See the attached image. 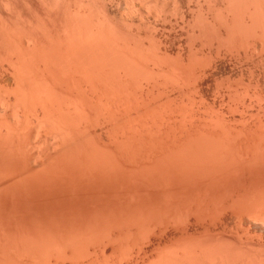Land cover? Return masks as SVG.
<instances>
[{"label":"bare ground","instance_id":"1","mask_svg":"<svg viewBox=\"0 0 264 264\" xmlns=\"http://www.w3.org/2000/svg\"><path fill=\"white\" fill-rule=\"evenodd\" d=\"M13 1H4L7 5L4 6L5 3L2 2L3 7H0V201H10L9 207L14 209L10 211L9 216L0 212V264H28L36 261L41 264L38 260L41 252L52 255L50 258H53L54 264H65L68 260H71L70 264H79L77 258L75 259L78 255L75 249L81 248L88 250L87 264H101V255L105 252L101 250L100 254L98 249L108 246H112L110 250L113 248L115 253L118 250L123 253H120L123 260L117 257L119 261L115 259L117 261L113 264L137 263L142 260V253L155 247L159 248V251L164 249L174 252L169 254L171 258L166 260L162 253L159 260L164 258L165 262L160 264H198L207 258L210 253L204 254L207 249L219 250V253L225 251L220 250V245L221 249L228 246L226 243L223 246L221 241L219 244V237L217 241V238L213 239L212 234L216 235L215 232L223 234L227 230L237 229L246 235L254 224L260 225L264 230V185L260 184H264V177L260 176L264 172L261 169V162H264V146H260L264 145V129L260 130V126H257L259 128H254V133L250 132L248 127V131L244 127L233 128L234 126L229 124L230 120L227 121L226 113L221 110L223 108L217 109L220 110L218 112H214V108L212 113L207 112L200 109L198 99H195L199 96L194 98L198 93L196 86L210 77L214 78V75L219 73V64L229 55L222 52L224 48L221 46L230 43L232 39L237 50L245 45L253 46L250 41L254 43L259 39L258 41L264 42V22L259 21L264 9L260 7L259 12V1L216 0L218 7L215 2L214 5L218 13L214 12L213 15L209 9L214 7L211 4L214 0H209L211 3L207 0L209 6L212 5V8H206L209 10L206 11L207 14H211V21H207L209 17L203 10L206 6L200 0L199 3L204 7L194 0V6L202 8L201 15L203 11L206 14V25L201 31L204 36L202 38V33L197 30L196 32L201 34L197 37H207L206 42L211 41L212 44L219 45L216 54L209 56L204 66H198L199 60L196 59L195 64L180 65L182 60H172L171 56H168L170 52L164 56L161 49H158L159 53L154 51L158 42L153 50L149 45L146 47L144 42L142 44V40H137L136 35L132 38L130 31H127L129 29H124L131 26L128 25L129 22L119 20L122 22L121 26L128 25L120 28L119 24H116L120 22L113 19L115 15L112 13L116 11L113 12L112 9L116 4L113 7L110 1L117 3V0H106L113 8L107 7L108 4H104L103 0V7L99 6L102 4H99L101 0H37L38 4L35 2L37 6L33 8L35 6L29 0L32 2L31 8L26 0L28 8H31L26 11L31 10L30 16H26L29 17L26 21L25 18H19L22 21L17 19V12L20 13V10L14 11L8 7V4H15ZM123 1L125 7L122 8H126L127 12L132 11L129 14L133 13L138 5L137 0ZM166 1L139 0L141 4L136 11L140 10V14L132 15H141L140 18H144L147 15L144 11L150 8L148 11L153 10L152 15H156L150 17L159 16L161 19H158L164 21L163 17H167V13L163 15L166 12ZM176 1L178 4H175V1L173 3L178 9L174 8L176 17L173 18L181 20L177 12H181L179 5L183 4L184 0H179L180 3ZM206 2L204 3L207 5ZM144 7L148 8L144 10ZM183 13L185 12L182 9L183 17L190 18L191 15ZM212 15H216L214 19ZM116 16H119L118 13ZM133 18L131 16L129 19H138L136 16ZM194 18V22H191H200L196 19L198 17ZM158 19L155 21L160 22ZM147 22H151L150 18ZM151 23L149 24L152 25ZM142 24L139 25L140 29ZM146 24L144 25L147 26ZM187 25L190 27V22ZM194 26H197V23ZM198 26L195 28L201 27ZM153 27L157 33V28ZM237 27L241 36H237L238 33L235 37L233 34H236ZM132 28L131 26L130 29ZM182 28L181 26L180 30ZM191 30L195 32L192 28L189 32ZM167 33L169 34V31ZM196 35L197 33L193 37L197 38ZM140 39H143L142 36ZM149 44L153 45L151 42ZM184 45L186 46V43ZM178 47L181 48L180 45ZM166 57H169L170 62ZM171 60L177 61L178 65L176 62L171 63ZM185 60L186 58L183 62ZM190 60H194V57ZM193 86L196 90L193 89L191 93H197L192 95L186 91L188 94L180 95L185 89L190 91ZM176 93H179L178 97ZM237 93L234 95L238 96ZM174 96L177 98L174 99ZM243 114L240 116L242 119L245 116ZM235 124L237 125V122ZM262 125L264 128V124ZM250 126L252 128V124ZM255 163L259 165L255 166ZM253 166L258 169L261 167V170ZM243 169L249 170L252 175L253 172L256 173L250 175L252 182L255 181L256 175L257 178L259 176L258 179L262 178V181H256L255 187L248 186L245 191L240 189L241 193L233 192L235 195H232L229 192L232 196L227 197L230 195L228 193L225 200L224 195V198H214L217 201L211 198L213 196L210 197L211 192L222 191L220 188L229 183L226 181V184L225 180H236L238 175H242L240 172L244 173ZM252 182H248L249 185L254 183ZM256 185L261 187L256 188ZM223 192L225 194L226 191ZM32 193L35 195H31ZM51 193H54L53 196ZM208 193L209 198L213 200L208 198ZM28 195L36 196L37 201ZM24 197L31 198L32 202H43L40 205L49 211L45 209L47 212L43 213L44 210H39L36 202L33 204L38 207H33L27 199L29 208L36 207L37 212L43 213L38 214L36 210L31 209V213L33 210L36 213L31 214L29 208V212L24 209L27 206H23L26 202ZM220 197L223 199H219ZM145 198L149 200L146 201ZM22 199H25L24 203ZM16 209L21 212L25 210L23 212L26 213L19 214ZM253 235L247 236L250 237V245ZM257 240L264 244L263 237H258ZM215 246L219 249L214 248ZM253 247H250L252 251ZM176 250H181L182 256L178 255L180 251ZM229 250L232 251L233 248L225 253ZM198 251L201 254L197 253ZM247 252L243 253L247 255ZM175 253L177 255H173ZM217 254L213 258H216ZM228 254L227 257L231 252ZM245 254L239 256L243 258ZM199 255L206 257L202 260ZM231 255L234 256L235 252ZM248 255L253 256L251 252ZM261 255L257 254L255 257ZM251 256L242 260L248 261L249 264H260L259 260L257 262V259ZM236 258L239 259L238 256ZM234 259L230 258V261H235ZM220 260L221 264L223 261L228 263L226 260Z\"/></svg>","mask_w":264,"mask_h":264},{"label":"rangeland","instance_id":"2","mask_svg":"<svg viewBox=\"0 0 264 264\" xmlns=\"http://www.w3.org/2000/svg\"><path fill=\"white\" fill-rule=\"evenodd\" d=\"M1 2H0V4L3 2V3H5V2H7L8 1V3L11 1H13V0H0ZM5 1V2H4ZM23 1V2H22ZM24 1H25V3H24ZM30 1H32L33 2V4H32V2H29V0H28V2L26 1V0H17V2H16V0L15 1H13V4L15 3H17V5H12L11 3V6L8 4V7H11V9H14V11H15V9H16V11H19L20 10V13H22L23 15H24V17H23V15L22 14H20L19 12H17V14H19L18 16V20H20V19H23V18H25V20L24 21H26L27 20V18H29V17H26L27 15H29L30 16V13H29V11H31V10H29L28 12H26L28 9H31L32 8V6L30 5V3L33 5V6H35V7H33V8H36V6H37V4H38V2H37V0H30ZM109 1V0H108ZM108 1H106V0H103V2H104V4H108L107 5V7H110L111 5L114 7L115 6V4H116V8L114 7H112L111 6V8H113L112 9V11L113 12H115V13H112L113 15H115V16H113V15H111V14H109L111 17L113 16V19H114V21H116V19H117V21L116 22H118L119 20L120 21H125V22H129L128 23V25L130 26H132L133 28H134V26L133 25H136V26H138V28H132V29H130L131 28V26L129 27V28H124V27H128V25L127 26H121V23L122 22H120V23H116L117 25L119 24V26H120V28H124V29H129V30H127L128 32L130 31V33H131V36H132V38H134V36L136 35L137 37H138V35L140 36H142V38L144 39V38H148V36L150 37V38H148L147 40H143V39H140L141 38V36L139 37V38H137L136 37V39L138 40H142V44H143V42L145 43L144 45H146V47L148 46V47H150V49H152V47H153V50L156 48V43H157V50L155 49L154 51H157L158 53L160 52V51H158V49L160 50H162V53L164 52V56L166 55V53H168V52H170V53H168V56H171V58H172V60H176L177 58H179L180 59V61L181 62H179L178 60L179 59H177V61L179 62V63H181L180 65H182L183 63H185V65H188V64H195L196 63V60L198 61L199 60V64H198V66H204V65H206V61H207V59L209 58V56H211V55H215L216 54V52H217V50H218V48H219V45L218 44H212V42L210 43L209 41L208 42H206L207 40H206V38L204 37V39H202L203 38V33L201 32V31H203V27L206 25V24H204V21H205V19L204 18H206V14H207V12L206 11H209V10H212V13L211 14H213L214 15V12H215V14H216V12L218 11H215L216 9H217V2H216V0H214V1H212V5L214 6L213 8H212V5H210L211 6V8L212 9H209V10H207L208 8H207V6H209V3L208 2H206L207 0H203L204 2H206L207 3V5L202 1V0H200V2L201 3H203V5L204 6H206V7H204L201 3H199V1L198 0H182L183 2V4H181L180 2H179V0H178V2L180 3V5H179V10L181 9V12L180 11H176L177 12V15L179 14L180 16H179V18H181V20L183 21L184 20V23H186L187 22V24L190 22V27L192 28V29H195V32L194 31H190L189 32V30L191 29L187 24H182V21L180 20V22H179V20H178V18H173V17H176V14L174 13L175 12V9H178V7H177V5H175V4H178V3H176L177 1L176 0H167L166 1V3H167V5H166V7H165V11L166 12H164L163 13V15L165 14V13H167V17H166V15L164 16V17H166L165 19H164V17H163V15L161 16V14H159L161 17H163V20L165 21H168V22H164V21H162V20H159V19H161L159 16H157V18H155L156 17V15H155V20L156 19H158V21H160V22H157V21H155L154 20V18L153 17H150V16H154V15H152L154 12H153V10L152 11H148V10H145V9H147V8H145L144 7V13L145 14H147V15H145V17H147L148 15H149V17H147L148 19L150 18V21L151 22H154V24L153 23H151V22H147V18H146V20L144 21L143 19L145 18H140V16L141 15H132L133 13L134 14H140L139 12H140V10L139 11H136L138 8H139V5L141 4V2H138L139 0H137L136 1V5H137V9L135 8V10H133V13H131V14H129L130 12H132V11H129V12H127V9H126V11H125V9H123L124 7H125V3H124V1L123 0H117V3L115 2H111L110 1V3H111V5L109 4V2ZM116 1V0H115ZM175 1V2H174ZM181 1V0H180ZM257 1H259L258 2V4L259 3H261L260 5L261 6H259V12L261 11V8H262V10L264 9V0H257ZM262 1V2H261ZM37 4H36V3ZM103 2H102V0L101 1H99V4L100 3H102V4H100L99 6L100 7H103ZM106 2V3H105ZM123 2V3H122ZM138 2V3H137ZM170 2H172V3H169ZM175 4H174V3ZM199 3L198 5H202L203 7H204V9L203 10H205V12H206V14H205V12L203 11V14L202 15H204L203 16V18L201 19L200 18V16L202 17V15H201V13H202V8H201V6H199V7H196V6H194V4L195 3ZM214 2H215V5L217 6V7H215V5H214ZM3 3H2V6L0 5V7H3ZM21 3H22V5H21ZM25 4V6H27V3H28V6H31V8L29 7L28 8V6L27 7H25L24 6V4ZM114 3V4H113ZM122 3V4H121ZM262 3H263V5H262ZM36 4V5H35ZM172 4H174V5H172ZM190 4V5H189ZM193 4V5H192ZM7 5V3H5L4 4V6H6ZM102 5V6H101ZM118 5H120V6H118ZM171 5V7H168V6H170ZM185 7H184V6ZM187 5H188V7H187ZM22 6V7H21ZM124 6V7H123ZM182 8H181V7ZM190 6H191V8H192V10H191V8H190ZM210 6H209V8H210ZM18 7V8H17ZM123 7V8H122ZM168 7V8H167ZM261 7V8H260ZM20 8V9H19ZM21 8H23V9H21ZM26 8V9H25ZM120 8V9H119ZM122 8V9H121ZM175 8V9H174ZM190 8V9H189ZM198 8H199V10L201 11H199L198 10ZM207 8V9H206ZM216 8V9H215ZM18 9V10H17ZM182 9H183V12H185L186 14H187V16H190V18L189 17H186V16H184L183 17V15L181 14L182 13ZM34 10V9H33ZM151 10V9H150ZM194 10V11H193ZM198 12H200V14H199V12L198 13H195L196 11ZM24 11V12H23ZM119 11V12H118ZM148 11V12H147ZM187 11H188V13H187ZM192 11V12H191ZM124 12L125 13V15H123L122 13ZM150 12H152L151 13V15H150ZM170 12V13H169ZM180 12V13H179ZM211 12V11H210ZM117 13H118V15L119 16H116L117 15ZM149 13V14H148ZM169 13V14H168ZM172 13V14H171ZM174 13V14H173ZM185 13H183L184 15H186ZM193 13H195V16L193 15V17H198V18H196V19H199V21L200 22H198V20H197V22H195V24L193 23L194 22V20H193V17H192V14ZM209 13V12H208ZM218 13V12H217ZM171 14V15H170ZM189 14V15H188ZM210 14V13H209ZM211 14L210 15H208L207 14V17H209L208 19H207V21L209 20V21H211ZM262 14V15H261ZM261 14H260V16H259V18H260V22L262 21V22H264V17H261V16H264V10L263 11H261ZM20 15L22 16V17H20ZM170 15V16H169ZM174 15V16H173ZM212 15V16H213ZM127 16H129V17H127ZM131 16H132V18L133 17H135L136 16V18H138V19H136V20H133V19H129V18H131ZM138 16V17H137ZM171 16H172V19H171ZM216 16V15H215ZM215 16H213V19H214V17ZM142 17V16H141ZM169 17V19H167ZM178 17V16H177ZM188 18L189 20H185L186 18ZM191 17H192V20H191ZM20 18V19H19ZM123 18V19H122ZM127 18H128V20H127ZM184 18V19H183ZM194 18V19H195ZM141 21H140V20ZM175 19V20H174ZM204 19V20H203ZM140 21V23L142 22V20H143V23L145 24V23H147L146 25L148 26H145L144 24H142V27H141V29H140V27H139V25H141L140 23H138L139 21ZM178 20V21H177ZM20 21H22V20H20ZM135 21V22H134ZM173 21H174V23H173ZM175 21H176V23H175ZM186 21V22H185ZM189 21V22H188ZM191 21H193V22H191ZM239 21V20H238ZM157 22V24H155ZM131 23V24H130ZM133 23V24H132ZM149 23H151L153 26H155L157 29V33L152 29V28H154L152 25H150ZM160 23V24H159ZM174 25H173V24ZM196 23H197V26H198V24L200 23V25L199 26H201L200 28H199V26H198V28L200 29H197V28H195V27H197V26H194V25H196ZM177 24V25H176ZM180 24V25H179ZM164 25V26H163ZM170 25V26H169ZM149 26H151V27H149ZM175 26V27H174ZM179 26V27H178ZM183 27L182 28V30H180V27ZM184 26H186V28L184 29ZM188 26V27H187ZM236 26H238V25H236ZM145 27V28H144ZM158 27H159V29H158ZM172 27V28H171ZM194 27V28H193ZM148 28V29H147ZM166 28V29H165ZM168 28V29H167ZM136 29H138V30H136ZM174 29V30H173ZM188 29V30H187ZM133 30H134V32L136 33V34H134V32H133ZM146 30V31H145ZM150 30V31H149ZM154 31V32H152V31ZM169 31V34L167 33L168 31ZM172 30V31H171ZM198 30V32H201L202 33V38L201 37H197V36H200L201 34H199L198 32H196ZM235 32H236V34H233L234 36L235 35H237L240 31H239V29H238V27H237V29L235 28ZM141 32V33H138V32ZM160 33H159V32ZM163 31H164V33H163ZM174 31V32H173ZM205 31V30H204ZM133 32V33H132ZM144 32V33H143ZM152 32V33H151ZM162 32V33H161ZM192 32H194L195 34L197 33V35H196V37L198 38H194L193 36L195 35L194 33H192ZM156 33V34H155ZM180 33V34H179ZM188 35H187V34ZM192 33V34H191ZM205 33V32H204ZM147 34V35H146ZM149 34V35H148ZM151 34V35H150ZM155 34V35H154ZM166 34V35H165ZM194 34V35H193ZM199 34V35H198ZM134 35V36H133ZM145 35V36H144ZM241 36V33H239L237 36ZM243 35H244V33H243ZM164 36H167V37H164ZM174 36V37H173ZM180 36V37H179ZM183 37V39H182V37ZM186 36V37H185ZM187 36H190V37H193V38H189V37H187ZM205 36H206V33H205ZM160 37V38H159ZM163 37V38H162ZM169 37V38H168ZM236 37V36H235ZM155 38V39H154ZM173 38H174V40H173ZM180 38V39H179ZM189 38V39H188ZM237 38H239V37H237ZM136 39H134L135 41H136ZM150 39V40H149ZM156 40V41H154V40ZM160 39V40H159ZM163 39V40H162ZM176 39V40H175ZM194 39V40H193ZM203 41H202V40ZM171 40H172V42H171ZM200 42H199V41ZM206 40V41H205ZM234 39H232V41H233ZM259 39H257V41L256 42H251L250 41V43L251 44H254L253 46L251 45L250 46V44H249V46L247 45H245V46H243L242 48L243 49H246V50H241V49H238L237 50V47H236V43L234 44V42L232 43V41L229 43H227L226 45H228L229 47H231L230 49L231 50H229V47L228 46H226V45H224V46H221L222 48H224V49H222V52L224 53H226V54H228L229 53V55L228 56H226L224 59H223V63H225V64H223V63H221V64H219V69H218V71L217 72H219L218 74H216V75H214V78H212V77H210V78H208V80H206V81H204V83H201V84H198L196 87H197V92L195 91V92H192L191 93V91H193V89L194 90H196V87L195 86H193V87H191L190 88V91L189 90H187V89H185L182 93H180V95L181 96H183L184 94H186L187 92L186 91H188L190 94H192V95H194V93H197V96L195 95L194 96V98L195 97H198V98H195V99H198L197 101H198V105L201 107L200 109H204V110H206L207 112L209 111L210 113H212L211 111H213L214 109H216V111H214V112H218V111H220V110H217V109H221V108H223V109H221V110H223V112H224V114L226 115V117H228V119H227V121L229 122V120H230V122H229V124L231 123L232 124V126L231 127H233V128H235L236 126H237V128L236 129H241V127H244V128H246V130L248 131V128H249V131L251 132H254V133H256V131H255V129L256 128H259V127H257V126H260V130H263L264 128H262V124H264V115H263V113H264V42H261V41H258ZM139 41V42H140ZM146 41H149V42H146ZM154 41V42H153ZM160 41V42H159ZM166 41V42H165ZM174 41V42H173ZM178 41V42H177ZM194 41L196 42V43H194ZM151 42V44H153V45H150L149 43ZM161 42H163V43H161ZM141 43V42H140ZM165 43V44H164ZM173 43V44H172ZM186 43V46L184 45ZM203 43V44H202ZM159 44V45H158ZM161 44V45H160ZM168 44H170V45H168ZM230 44V45H229ZM180 45V47L182 48V50H181V48H179L178 46ZM191 46L190 48H189V46ZM217 45V46H216ZM165 46V47H164ZM177 46V47H176ZM211 47V48H210ZM227 47H228V49H227ZM178 48V49H177ZM193 49V52H192V49ZM201 48V49H200ZM205 48V49H204ZM170 49V50H169ZM189 49V50H188ZM197 49H199L198 51H197ZM203 49V50H202ZM234 49V50H233ZM237 51H236V50ZM256 49V50H255ZM207 50V51H206ZM223 50H225V51H223ZM227 50V51H226ZM176 51V52H175ZM230 51V52H229ZM236 51V52H235ZM256 51V52H255ZM178 52H179V54H178ZM162 53H160L161 55H163ZM183 53V54H182ZM192 53V54H191ZM259 53V54H258ZM180 54H182V56L180 55ZM184 54H186V55H184ZM190 55L189 57H188V55ZM210 54V55H209ZM231 54V55H230ZM247 54V55H246ZM175 55V56H174ZM176 55H180V56H176ZM184 55V56H183ZM205 55V56H204ZM233 55V56H232ZM239 55V56H238ZM167 56V55H166ZM185 56H187V57H185ZM206 56H208V57H206ZM245 56V57H244ZM259 56V57H258ZM182 59H181V58ZM184 57V58H183ZM190 57H192V58H190ZM193 57H194V60H190V59H193ZM231 57H232V59H231ZM235 57V58H234ZM248 57V58H247ZM253 57V58H252ZM258 57V58H257ZM166 58H168V61L170 62V60H169V57H166ZM176 58V59H175ZM186 58V60H185V62H183L184 61V59ZM189 58V59H188ZM262 58V59H261ZM188 59V60H187ZM240 62H236L237 60ZM171 60V63L173 62ZM236 60V61H235ZM177 61H174L173 62V64L175 63V64H177L178 62ZM194 61V63H192ZM225 61V62H224ZM246 61V62H245ZM250 61H252V62H250ZM244 62V63H243ZM188 63V64H187ZM255 63V64H254ZM178 65V64H177ZM197 65V64H196ZM226 65V66H225ZM254 65V66H253ZM245 67V68H244ZM251 71V72H250ZM263 71V72H262ZM253 72V73H252ZM252 76V77H251ZM255 76V77H254ZM218 77V78H217ZM245 78V79H244ZM252 78V79H251ZM218 80V81H217ZM217 81V82H216ZM218 82H220L219 84L221 85H219L218 84ZM241 82V83H240ZM223 83V84H222ZM250 83V84H249ZM238 85V86H236V85ZM240 84V85H239ZM243 84V85H242ZM254 86H253V85ZM227 86V87H226ZM200 87V88H199ZM205 87V88H204ZM216 87V88H215ZM224 87V88H223ZM239 87V88H238ZM244 87H245V89H244ZM262 87V88H261ZM209 88V89H208ZM222 89V91H221V89ZM226 88V89H225ZM229 88V89H228ZM200 89V90H199ZM214 89V90H213ZM217 89V90H216ZM228 89V90H227ZM251 89V90H250ZM248 90V91H247ZM200 91V92H199ZM217 91H218V93H217ZM225 91V92H224ZM231 91V92H230ZM245 91V92H244ZM247 91V92H246ZM254 91L256 92V93H254ZM185 92V93H184ZM233 92V93H232ZM238 92V93H237ZM244 92V93H243ZM262 92V93H261ZM205 93V94H204ZM235 93H237L238 94V96L237 95H234ZM247 95H246V94ZM249 93V94H248ZM177 94V95H176ZM175 95L178 97V95H179V93H176ZM188 94V93H187ZM207 94H208V96H207ZM213 94V95H212ZM232 94V95H231ZM242 94H244V95H242ZM228 95V96H227ZM255 95V96H254ZM181 96H179V97H181ZM201 96V97H200ZM217 96H219V97H217ZM250 96V97H249ZM177 97H173L174 99L175 98H177ZM204 97V98H203ZM222 97V98H221ZM230 97V98H229ZM244 97V98H243ZM252 97V98H251ZM202 98V99H201ZM251 100H250V99ZM202 101H201V100ZM214 99V100H213ZM254 99V100H253ZM256 99H258V100H256ZM239 100V101H238ZM246 100V101H245ZM250 100V101H249ZM199 101L200 102H202V103H199ZM204 101H205V103H204ZM207 101V102H206ZM222 101H223V103H222ZM234 101V102H233ZM238 101V102H237ZM263 101V102H262ZM241 102V103H240ZM253 102V103H252ZM257 102V103H256ZM259 102V103H258ZM206 103H208V104H206ZM229 103V104H228ZM232 103V104H231ZM239 103V104H238ZM252 103V104H251ZM214 104V105H213ZM221 104V105H220ZM227 104V105H226ZM240 104H242L240 107L238 106V105H240ZM254 104V105H253ZM256 104V105H255ZM261 104H263V105H261ZM203 105H205V106H203ZM218 105V106H217ZM222 105H223V107H222ZM234 105V106H233ZM236 105H237V107H236ZM258 105V106H257ZM204 108H203V107ZM247 106H248V108H247ZM253 108H252V107ZM261 106V108L259 109V107ZM217 107V108H216ZM226 107V108H225ZM229 107H231L232 109H233V111H232V109L231 108H229ZM208 108H210V109H208ZM212 108H214L213 110H212ZM229 108V109H228ZM225 109V110H224ZM231 109V110H230ZM236 109V110H235ZM238 109V110H237ZM246 109V110H245ZM251 109V110H250ZM259 111H258V110ZM204 110H201V111H204ZM240 110V111H239ZM245 110V111H244ZM252 110H254V111H252ZM234 111H236V112H234ZM239 111V112H238ZM229 112V113H228ZM234 112V113H233ZM258 114H257V113ZM241 113V114H240ZM244 113V114H243ZM234 116H233V115ZM242 114L243 115H245L246 116V118H245V116H244V118L242 119L240 116H242ZM236 115V116H235ZM259 115H261V116H259ZM263 115V116H262ZM234 117V118H233ZM259 117H263L262 118V120H261V118L259 119ZM230 118V119H229ZM234 120H233V119ZM235 118H237V121H235ZM255 118V119H254ZM257 118V119H256ZM234 122V123H232V121ZM259 120V121H258ZM260 120H261V122H260ZM246 121H248L249 123H246ZM235 122H237V125L235 124ZM252 122V123H251ZM258 122V123H257ZM239 123V124H238ZM242 123V125H244V126H240V124ZM262 123V124H261ZM230 124V125H231ZM234 124V125H233ZM252 124V128H250L251 125ZM254 124V125H253ZM258 124H261V125H258ZM254 126V127H253ZM248 127V128H247ZM255 128V129H254ZM243 129V128H242ZM257 132H259V131H257ZM260 144H261V142H260ZM261 147L262 146H264V145H260ZM262 160V159H261ZM259 161V160H258ZM257 161V162H258ZM263 161H264V159H263ZM256 162V163H257ZM261 162V161H260ZM256 163L254 164L255 166H257V165H259V164H257L256 165ZM261 163H263V164H261L262 165V168L261 167H259V169L261 168L263 171H264V162H261ZM255 166H253V167H255ZM255 168H257L258 169V167H255ZM249 169V168H248ZM258 169V170H259ZM260 169V170H261ZM244 170V173H243V171L242 172H240V174L242 173V175H238L237 177H236V180H234V179H232V178H228L227 180H225L224 182L227 184V182H229L227 185H223L224 183H222V185H223V187H221L220 189L222 190V191H220V192H217V193H219L218 195H217V193H214V191L213 192H211V195H210V197L211 196H213V197H211V198H216L217 199V196L219 197V196H221V197H223L224 198V196H225V198L223 199V198H219V199H223V200H225L226 199V196L228 195V193L230 192L232 195H235V193H241L242 191H245L244 189H247V187L248 186H254V184L256 183V181H258V182H261L262 180V178L264 177V172H263V174L262 175H260L262 178H260V179H258L259 178V176H258V178H257V175H256V178H255V176H254V180L255 181H253L252 182V178H251V176L250 175H252V174H250L249 173V170H247L248 171V173H247V171H246V169H243ZM254 169H252V171H253ZM246 171V172H245ZM251 170H250V172H252ZM255 171H257V170H255ZM260 172V171H259ZM258 173V172H257ZM256 173L255 172H253V175H255ZM260 174H261V172H260ZM252 175V176H253ZM250 176V177H249ZM240 177V178H239ZM245 178V179H244ZM230 179V180H229ZM234 181V182H232V180ZM251 179V180H250ZM256 179H258V180H256ZM242 180V181H241ZM250 180V181H249ZM261 180V181H260ZM227 181V182H226ZM235 181H236V183H235ZM248 182H252L253 184H251V185H249L250 183H248ZM257 182V183H258ZM236 184V185H235ZM247 184V185H246ZM262 186L264 185L262 182L260 183ZM230 185V186H229ZM245 185H246V187H245ZM228 186V187H227ZM232 186V187H231ZM236 186V187H235ZM242 186L244 187V188H242ZM225 187H227L228 189L226 190L225 189ZM229 187H230V189H229ZM241 187V188H240ZM255 187V186H254ZM259 187H261V186H259ZM258 187V185H256V188H259ZM225 190H224V189ZM240 189H242V191L240 192ZM217 191V190H216ZM219 191V190H218ZM223 191H226L225 192V194H224V192ZM232 191V192H231ZM233 192H235V193H233ZM214 193V194H213ZM229 193V194H230ZM52 194V196H53V194L54 193H51ZM228 195L227 197H229V196H232V195ZM31 195H35V194H31ZM224 195V196H223ZM29 196V195H28ZM26 197V196H25ZM24 197V198H25ZM29 197H31V196H29ZM33 197H34V199L37 201V199H36V196H32L31 198L33 199ZM38 197V196H37ZM150 197H152V196H150ZM30 198V199H31ZM152 198H155V196L154 197H152ZM208 198H209V193H208ZM211 198H209L210 200H213V199H211ZM4 199V198H3ZM25 199H26V202H25ZM22 202L24 203L25 202V204H23V206H25V205H27V206H25V207H27V208H25L24 207V209H27L26 211H28L29 212V210H28V208H29V206H30V204L33 206H36V207H38L39 206V210H41V209H43V207L44 206H41L40 204H43V202H39V203H37L35 200H33V202L35 203L36 202V204L38 205H36V204H33V202L27 197V198H25ZM27 199H29L30 200V204L28 203V201H27ZM146 199V201L147 200H149L148 198H145ZM156 199H157V197H156ZM216 199H214V201L216 200ZM218 199V200H219ZM7 200V199H6ZM39 200H41V198H39ZM155 200V199H154ZM159 199H157V201H158ZM145 201V202H146ZM153 201V199H151V201L150 202H152ZM217 201V200H216ZM0 202H3L2 200L0 201ZM10 201H5V205H6V203H9ZM3 203H0V212L1 213H6L5 215H10L11 213H10V211L11 210H14V209H11L10 207V203L8 204V205H4ZM27 203V204H26ZM147 203V202H146ZM12 204V203H11ZM22 204V203H21ZM29 204V205H28ZM13 205V204H12ZM46 205V204H45ZM2 206V207H1ZM10 206V207H9ZM21 206V205H20ZM23 206H21L22 207V209H23ZM32 206H31V208H29L30 209V213H31V209H34V210H36V212L38 211V209H35V208H32ZM33 206V207H34ZM41 206V207H40ZM46 206H48V205H46ZM10 209H9V208ZM2 208H3V210H2ZM6 208V209H5ZM8 208V209H7ZM41 208V209H40ZM7 211H5V210ZM18 209H20V208H18ZM45 209H46V207H45ZM45 209H43V210H41V211H43V213L45 212ZM48 209V208H47ZM46 209V210H47ZM17 210V209H16ZM33 210V212L31 213V214H36L35 213V211ZM67 210H69V209H67ZM67 210H66V212H67ZM5 211V212H4ZM23 211H25V210H23ZM21 212V211H16L17 213H19V214H23V213H26V212ZM40 211V212H41ZM47 211H49V209L47 210ZM46 211V212H47ZM13 212V211H12ZM27 212V213H28ZM40 212H37L38 214H41ZM45 212V213H46ZM10 213V214H9ZM14 213H15V211H14ZM42 213V214H43ZM3 214H1V215H3ZM4 215V216H5ZM253 227L251 228V230H250V232L248 233V234H246L245 235V233L244 232H242L241 230H235V229H233V231H232V229H230L229 231L227 230V231H225V232H223V234L222 233H217V232H215L216 233V235L215 234H212V237H213V239H215V238H217V239H215L216 241L219 239V238H221V239H219L218 241V243L219 244H221L220 243V241L223 243V246H224V244L226 243L227 245V247H225V249H223L224 247H222V249H221V246L222 245H218L219 246V248H220V250H228V249H230L231 247L233 248V250L232 251H227V253H225V251L223 252V251H220V252H222V254H226V255H223L222 256V254L219 256V253L217 252V251H219V250H215V249H213V250H215V252H216V254H217V256H216V258H213V257H215V252H214V254H212V252H213V250L211 251V250H209V249H207V250H209V251H205L204 252V254H208L209 252V254L207 255V258H208V260L206 261V259L207 258H205L206 256L204 255V257L203 256H201V255H199V256H201V258H202V260L205 258V260H203L202 262H201V259L200 258H198L199 260H200V262L201 263H199L198 262V264H204L205 262H206V264H218V263H222V262H220L221 260L220 259H222V260H226V262H228V263H225V261H223V264H240V263H242L243 261H245V260H247V259H249V257L248 256H251V255H248V254H250V252H251V254L254 256H251V258H255V259H257V262H259L260 261V264L261 263H263L264 264V250H262V249H264V244L263 243H260V242H258V240H257V238L259 237H263V241H264V234L262 235V233H264V230H263V228H261V226L260 225H257V224H254V225H252ZM258 226V227H257ZM255 227V228H254ZM256 227H257V229H256ZM260 227V228H259ZM259 229V230H258ZM234 231H236V233L234 232ZM237 231H239V232H237ZM241 231V232H240ZM254 231H256L255 233H254ZM257 231H259V232H257ZM227 232V233H226ZM229 232V233H228ZM253 232V233H252ZM262 232V233H261ZM231 233V234H230ZM258 233H260V234H258ZM220 234V235H219ZM226 234V235H225ZM239 234V235H238ZM256 235L257 237L255 238V236L254 235ZM238 235V237H240V238H238V237H236ZM242 235H245V236H242ZM248 235H253L254 236V238H253V236L251 237L252 238V242H251V245H252V247H253V251H252V248H250L251 247V245H250V240L248 239V238H250V237H247ZM259 235V236H258ZM215 236V237H214ZM222 236V237H221ZM219 237V238H218ZM226 238V239H225ZM246 238V240L248 241H246V240H244ZM227 239H229V241L227 240ZM237 239V240H236ZM239 239V240H238ZM230 242V244L228 243V242ZM238 241V242H237ZM255 241V242H254ZM245 242V243H244ZM258 243V244H257ZM232 244V245H231ZM237 244V245H236ZM239 244H241V245H239ZM244 244V245H243ZM245 244H246V247H244L245 246ZM254 244V245H253ZM263 244V245H262ZM229 246H231V247H229ZM234 246V247H233ZM248 246V247H247ZM260 246V247H259ZM261 246H263V247H261ZM110 247H112V246H108V248L107 247H105V249L104 248H101V249H98V252H100V254L102 253V252H105V253H102V255H101V264L103 263L104 264V262L106 263V264H108V262L110 263H115L118 259H120V260H123V258L121 259L120 257H123V256H120L121 254L120 253H122V252H120L119 253V251H121V250H118V251H116V253H115V250H113V248H111V250H110ZM217 246H215L214 248H216ZM240 247V248H239ZM258 247H259V249H258ZM219 248H216V249H219ZM226 248H228V249H226ZM238 248V249H237ZM247 248H249V249H247ZM258 250H257V249ZM82 249H83V251H82ZM114 249H116V248H114ZM149 249V250H148ZM144 253H142V255L143 256H141V258H142V260L140 259V260H138L137 261V263L136 262H134V264L136 263V264H157L158 263V261H159V264H160V262H165V260L166 259H170L171 257V255H169V254H172V253H174L173 252V250H171V251H169V250H165L164 251V249L163 250H161V251H159L160 249L159 248H157L156 249V247L155 248H148ZM166 249H168V248H166ZM171 249V248H170ZM236 249V250H235ZM242 249V250H241ZM243 249H244V251H243ZM256 249V252L258 251V253H256L254 250ZM76 250V252L78 253V255H77V253H76V255H77V257H75V259L76 260H78L79 261V264H82L81 262H85L84 264H87L89 261V256H88V250L87 249H85V248H81V249H75ZM85 250V251H84ZM101 250H102V252H101ZM117 250V249H116ZM241 250V251H240ZM251 250V251H250ZM82 251V252H81ZM159 251V252H158ZM163 251V252H162ZM177 251V250H176ZM178 251H180V252H178ZM177 252H178V255L180 254V256H182V252H181V250H178ZM239 251H240V253H239ZM247 252V251H249V252H247L248 254L246 255L245 253H243V252ZM261 251H263V252H261ZM81 252V253H80ZM108 252V253H107ZM176 252V253H177ZM189 252V251H188ZM193 252H195V251H193ZM208 252V253H207ZM231 252V254H233L234 255V252H235V255L236 256H238V258L240 259L241 257L239 256V255H241V256H244L243 254H245V257H243V258H241L240 260H242V259H245V258H247V259H245V260H242V262H240L239 261V259L237 260V258H236V256L234 257V256H232L231 254H230V256L229 257H227L229 254L228 253H230ZM238 252V253H237ZM243 254H242V253ZM48 253H50L51 254V252H48ZM79 253L81 254V255H79ZM83 253V254H82ZM164 255H163V254ZM168 255H167V254ZM173 254V255H177V254ZM191 253V252H190ZM197 253H199V251L197 252ZM254 253H256V254H254ZM42 254V255H41ZM105 254V255H104ZM109 254V255H108ZM111 254V255H110ZM151 254H153V255H151ZM199 254H201V253H199ZM228 254V255H227ZM238 254V255H237ZM261 255V257L260 256H257V257H255V255ZM43 255H46L47 257L45 258V256H43ZM107 255H108V258H110V259H108L107 258ZM122 255H123V253H122ZM145 255H147V256H145ZM150 255V256H149ZM160 255H163L164 256V258H165V260H163L162 259V261H160L161 260V256ZM202 255H203V253H202ZM211 255H214V256H211ZM49 256V257H48ZM52 256V255H51ZM50 255H48V254H46V253H40L39 254V258H38V260H40V262H41V264H54L55 262H54V260H52L53 258H50L51 257ZM82 256H83V259H84V261H83V259H82ZM88 256V257H87ZM104 258H103V257ZM110 256V257H109ZM115 256V257H114ZM159 258H158V257ZM162 256V257H163ZM166 256V257H165ZM209 256V257H208ZM212 258H211V257ZM227 258H226V257ZM106 257V258H105ZM117 257H118V259H117ZM154 257V258H153ZM157 257V258H156ZM170 257V258H169ZM219 257H220V259H219ZM236 258V259H234V258ZM42 258H44V260L42 259ZM79 258V259H78ZM103 258V259H102ZM150 258V259H149ZM210 258V259H209ZM217 258H218V260H217ZM223 258H225V259H223ZM230 258L231 259H234L235 261H233V260H231L230 261ZM82 259V260H81ZM85 259L87 260V261H85ZM105 259H107V260H111V261H104L103 262V260H105ZM115 259H117V260H115ZM149 259V260H148ZM156 259V260H155ZM160 259V260H159ZM215 259V260H214ZM42 260V261H41ZM47 260V261H46ZM48 260H49V262H48ZM114 260V261H113ZM150 260H151V262H150ZM217 260V261H216ZM228 260V261H227ZM259 260V261H258ZM119 261V260H118ZM155 261V262H154ZM157 261V262H156ZM212 261V262H211ZM214 261H216V262H214ZM230 261V262H229ZM42 262H44V263H42ZM51 262V263H50ZM68 262V263H67ZM67 262H65V264H70V262H71V260H68ZM87 262V263H86ZM153 262V263H152ZM167 262V261H166ZM208 262V263H207ZM218 262V263H217ZM234 262V263H233ZM240 262V263H239ZM31 263V262H30ZM29 262H28V264H30ZM35 263V262H34ZM34 263H31V264H34ZM110 263V264H111ZM125 263V262H124ZM167 263H169V262H167ZM166 263V264H167ZM249 264L248 263V261H245V262H243V264ZM35 264H39V263H37V261H36V263ZM130 264H133L132 262L130 263ZM182 264V263H181ZM183 264H185V262H183ZM186 264H188V262H186ZM258 264V263H257Z\"/></svg>","mask_w":264,"mask_h":264}]
</instances>
